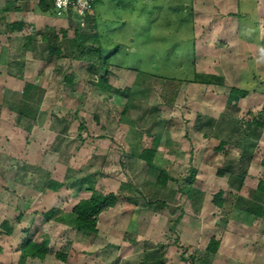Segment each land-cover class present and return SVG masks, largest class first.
Returning a JSON list of instances; mask_svg holds the SVG:
<instances>
[{
	"label": "rangeland",
	"instance_id": "obj_1",
	"mask_svg": "<svg viewBox=\"0 0 264 264\" xmlns=\"http://www.w3.org/2000/svg\"><path fill=\"white\" fill-rule=\"evenodd\" d=\"M190 1L98 0L87 15L61 17L60 29L67 31L68 38L89 45L90 34L97 33L103 55L118 50L109 59L107 77L114 88L129 89L128 98L110 97L96 86L87 62L64 54L62 41L63 53L54 55L52 65L42 63L38 68L46 74L47 90L36 121L19 122L22 138L10 140V128L17 126L13 122L18 116L0 101V121L6 122L0 123V263L18 264L24 230L32 229L36 241L48 246L51 253L44 260L28 259L24 264H137L126 256L159 243L168 244V263L187 264L181 254L186 257L195 249H204L213 236L221 240L213 264H264V194L257 189L259 181L264 182V168L260 167L264 140L258 141L240 187L234 176H219L216 171L230 161L225 151L239 160L238 150L225 146L217 152V139H189L191 122L178 113L168 126H162L175 133L171 145L178 153L165 150L157 155L158 164L173 178L164 189L156 184L157 171L126 155L136 142L150 144L145 131L155 117L164 116L158 106L171 97L176 101L173 89L179 79L194 73L196 30L190 11L182 6ZM80 22V31L75 33ZM253 46V60L242 70L243 84L264 92V44ZM71 50L80 54L74 46ZM104 73L102 70L97 76ZM66 75L72 77L70 83ZM183 100L184 105H177L180 111L189 102ZM256 102L241 109L239 116L249 120L247 110L255 113L263 103L256 106ZM126 104L130 109L122 117ZM154 107L157 111L142 117ZM79 117L83 130L78 129ZM156 130L151 128V133ZM189 167L198 170L190 196L185 182ZM241 168L232 167L237 174ZM51 179L63 186L50 189L47 183ZM220 190L225 191L226 202L218 208L212 199ZM108 192L115 193L117 201L99 216L96 234L76 231L53 218L56 210L69 213L82 198ZM156 199L166 205H148ZM5 220L14 227L10 236L1 227ZM58 251L67 256L66 261L56 258Z\"/></svg>",
	"mask_w": 264,
	"mask_h": 264
},
{
	"label": "crops",
	"instance_id": "obj_2",
	"mask_svg": "<svg viewBox=\"0 0 264 264\" xmlns=\"http://www.w3.org/2000/svg\"><path fill=\"white\" fill-rule=\"evenodd\" d=\"M182 6L190 11L193 27L196 30L194 35L196 55L193 62L194 73L189 77L179 79L181 80L180 83L178 82L173 89V98L177 99L174 100L175 102L171 97L163 106H158L164 116L155 117L151 123L152 128H157L151 134L154 135L157 131L160 132L157 155L160 156L165 150L171 155L178 154L174 146L171 145L175 133L169 132V127L164 129L162 127L163 125L168 126L169 119L173 117L172 115L178 113L180 117L183 116L184 119L191 122L189 124L192 125L193 135L189 136V139L193 137L195 139L201 137L204 140L217 139L219 143L221 140H225L227 141L225 146L237 149L240 158H249L257 150L258 141L260 139L264 140V127L250 124L253 115H257L264 105V92L245 88L246 83L243 84L242 70L249 59L253 60L252 48L254 43L264 44V0H191L190 4ZM67 14L66 16H57L53 9L52 0H0L1 102H3L5 91L20 93L23 91L26 82L34 83L46 89L44 85L46 82L45 73L39 71L40 64H47V67L52 65L54 56H49L44 34L47 32L57 34L60 37L61 17L68 18ZM14 23H23L24 26L20 30H12L11 26ZM243 54L245 55L243 56ZM46 59L49 63H46ZM32 72L34 77L31 74ZM30 76L35 79L30 80L28 78ZM254 79L252 77V80ZM232 87L248 90L250 94L239 99L233 107H228L229 92ZM184 97L189 102L184 110L180 111L181 108L177 105L185 103ZM254 101H257L256 106L259 105V101L260 103L263 102L261 108L255 113L254 110L248 109L246 114L249 115V120L240 117L241 109ZM193 102L195 104L191 105ZM8 109L7 107L6 110ZM154 109L157 111L156 107ZM21 121L16 119L13 122V125L17 126H11L10 140L14 137L15 140H18L19 137L22 138L24 135L22 125L19 123ZM1 124H6V122L3 121ZM252 127L258 128V130L253 131ZM257 131L260 132L258 137L255 136L258 134ZM51 132L55 134L54 130ZM149 137L152 139L151 136ZM136 143L135 145L132 144L130 150L134 146L150 147L151 140L148 146H141ZM244 146H248V149H245ZM130 150L126 152V155L134 157ZM225 152L231 161L228 164L238 165L239 160L231 157L228 151ZM263 154L264 150L262 156ZM27 159L30 164L29 157ZM251 160L247 161V168L249 165L251 166ZM246 166L244 165V167ZM260 167L264 168L261 162ZM209 169L211 168L209 167ZM158 187L164 189V187ZM156 200L160 201V199ZM158 203L163 206L166 204L164 202ZM148 205L151 206L152 204ZM18 218L21 219V216ZM25 230L24 237L26 236ZM126 244L130 246V244ZM20 245L18 249L19 256ZM144 254L145 250H140L135 256L128 254L129 256H126V258L131 257L130 259L135 260V263L141 264ZM166 257L168 260L167 253Z\"/></svg>",
	"mask_w": 264,
	"mask_h": 264
},
{
	"label": "trees",
	"instance_id": "obj_3",
	"mask_svg": "<svg viewBox=\"0 0 264 264\" xmlns=\"http://www.w3.org/2000/svg\"><path fill=\"white\" fill-rule=\"evenodd\" d=\"M97 2V1H96ZM95 2V4H96ZM94 4V6H95ZM89 13H86L87 15ZM69 19L71 18V13L67 14ZM81 22L76 23L75 33L80 31ZM92 27H94L93 23H90ZM24 26L23 23H14L11 27L12 30H20ZM51 31V30H50ZM48 31V32H50ZM61 36L59 37L57 34L45 33L44 41L46 42V46L49 50V56L52 57L54 55H59L63 53L61 49L60 42L65 41V52L67 56L72 57L74 59L82 60L87 62V71L89 72L91 77L96 76L95 85L98 86L102 91L107 92L110 97L121 96L124 98H128L130 96V90L124 89L121 90L119 88H114L111 86L108 80V75L110 73L109 67V59L115 55L118 50L112 51L109 55H103L101 46L98 39V34H90V43L87 45L86 43L79 42L80 40L76 38H68L67 31L62 29L59 31ZM48 34V35H47ZM86 46L89 48V52H86ZM74 46L80 54L76 55L75 52L71 50V47ZM117 46L116 48H118ZM91 48V49H90ZM119 49V48H118ZM86 52V53H85ZM91 55V56H90ZM48 63V60L46 61ZM102 70L105 71L103 75L97 76ZM65 79L67 82L72 81V77L66 75ZM46 94V90L34 83L26 82L24 89L20 93L16 92H8L5 91L3 103L13 112L16 113L19 120L28 119L31 121H36L37 116L40 112L41 105L43 104L44 97ZM250 94V91L232 87L229 92L228 99V107L234 106L235 103L238 102L239 99L247 97ZM129 104L123 106L121 115L122 117L126 116L129 112ZM152 110V111H151ZM227 110V109H226ZM156 111V109H150L149 111H144L142 117H147L149 113ZM80 124L79 130L84 129V122L81 117H79ZM127 120V119H126ZM128 123L134 125L133 120H128ZM251 125H255L258 127H264V105L262 109L258 112L257 115H253L252 120L250 121ZM152 126V125H151ZM145 131L148 136H151V145L150 147H133L130 150V153L134 155L135 158L143 161L145 165L157 171L156 184L161 187H166L168 182L173 180L170 176L169 172L161 167L157 162V149L160 143V132L157 131L156 134H151V127ZM227 141L221 140L219 145L215 148V151L220 152L224 150ZM245 149H248V146H244ZM227 157V153H224ZM251 157L245 158L241 157L239 159L238 165L239 168L242 167L237 174L233 171L232 167L234 164H228L227 167L223 169H218L217 174L219 176H225L226 174L234 176L239 181V186L242 184L244 178L247 174V166L246 163L249 161ZM244 165L246 167H244ZM261 165L264 166V154L261 159ZM188 175L185 178V182L189 187L188 195L190 196L192 186L196 180L198 170L193 167H189L187 169ZM62 186L61 182L55 180H49L48 187L52 190H57ZM258 191L264 194V182L259 181ZM225 191L220 190L216 194H214L212 202L213 204L221 208L225 202ZM117 201V195L113 192H108L105 194H94L89 198L79 200L72 210L69 213L60 212V210L54 211V220L58 223H62L67 225L78 231H85L88 233L96 234L98 233V219L99 216L103 213L111 209L115 206ZM159 200L150 201L148 204L158 203ZM166 205V204H165ZM174 212V210H173ZM181 216L177 217V221H179ZM3 231L11 235L13 233V227L8 221H3L1 224ZM35 232L32 229L25 230L26 236L21 242L20 245V256L18 264H24L28 259H40L44 260L49 253H51V249L37 242L35 239ZM221 240L215 236L211 237L207 246L204 249H195L191 254L185 257L184 254H181V260L186 262L187 264H213V261L218 253V249L220 247ZM168 244H152L145 248V254L141 261V264H170L167 261L166 253H167ZM55 256L57 259L61 261H66L67 256L61 252H56Z\"/></svg>",
	"mask_w": 264,
	"mask_h": 264
},
{
	"label": "built area",
	"instance_id": "obj_4",
	"mask_svg": "<svg viewBox=\"0 0 264 264\" xmlns=\"http://www.w3.org/2000/svg\"><path fill=\"white\" fill-rule=\"evenodd\" d=\"M97 0H52L53 9L57 16L67 13L85 15L91 13Z\"/></svg>",
	"mask_w": 264,
	"mask_h": 264
}]
</instances>
